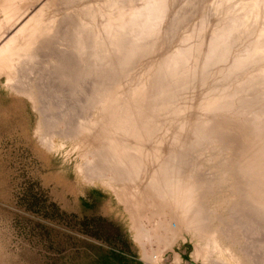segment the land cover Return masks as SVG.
<instances>
[{
  "label": "rangeland",
  "instance_id": "obj_1",
  "mask_svg": "<svg viewBox=\"0 0 264 264\" xmlns=\"http://www.w3.org/2000/svg\"><path fill=\"white\" fill-rule=\"evenodd\" d=\"M9 1L0 0V42L6 38L0 47L12 33L16 37L8 60H0V264H106L102 259L106 251L139 258L142 264H218L215 258L220 252L231 264H264V200L260 198L264 196V143H260L264 142V139L260 140L264 138L261 133L264 132V103H260L264 102V81L258 83L249 75L252 62L249 64L248 52L254 42L250 32L259 28L254 24L248 31L250 34L247 33L244 15L238 10L247 0H221L225 2L217 12L221 17L224 14L218 19L221 23H213L211 3L215 0H165L162 8L154 11L159 13L154 19L153 15H148L149 0H116L115 4L114 0H49L41 16L20 29L21 33L10 32L12 25L21 23L27 15L23 17L20 13L35 6L34 3L41 5L42 0ZM123 1L130 6L129 10ZM109 2V5L114 4L113 10L107 5ZM166 3L170 4L167 8ZM228 3L230 11L226 13ZM101 7L118 17H128L124 18L121 32L106 25V19L98 23L96 16ZM120 8L126 10L124 14ZM137 10L139 19L132 18ZM164 12H170L169 15L166 13L167 20ZM140 16L143 22H140ZM95 19L97 22L93 23ZM37 21H40V27L36 25ZM212 23L219 33L211 28L214 27ZM42 24L46 27H41ZM97 24H103V27L100 29ZM147 31L149 33H144ZM220 33L223 38L226 36L225 40L221 39L224 45L221 43L213 50ZM187 34L189 38L194 35L189 43ZM147 40L149 44L144 43ZM199 40L205 41L204 46ZM151 42L155 43L148 47ZM192 43L193 48L190 47ZM145 44H148L146 48ZM144 49H149L146 50L148 53ZM175 49H185L190 54L194 49L191 56L194 53L196 56L187 63L188 67L184 66L187 68L184 71L182 66L178 67L166 58L168 54L171 58V52H177ZM232 49L238 54L231 53ZM237 55H240L238 60ZM222 56L229 61H224ZM228 57L233 62L230 63ZM163 58L167 60L164 63H170L176 72L182 70L178 71L181 74L163 64V69H170L164 74ZM202 62H205V69L201 67ZM191 67L192 71H189ZM171 71L182 79L178 81L180 83L172 77ZM234 83L237 85L233 87ZM188 86L193 89L185 90ZM222 86L227 87L224 92ZM100 90L103 99L99 103L96 93ZM210 90L215 91L212 94ZM131 92L134 93L131 95ZM116 93L118 98L123 96L119 99L121 103L114 95ZM219 95L224 99L219 100ZM212 96L215 97L213 104ZM114 97L116 102H113ZM113 103H119V108L116 104L112 107ZM253 115L255 120H252ZM182 121L188 125L184 123L181 127L178 123ZM176 131L180 135L185 132V135L170 136ZM151 133L160 134L154 138ZM158 140L161 151L157 149ZM108 154H117L138 165L135 168L138 171L133 170L137 181L134 185L107 179L105 173L109 172L111 164H106L107 169L95 161L100 156L104 160ZM94 164L98 165L95 167ZM152 170H159L161 177L159 174L154 176ZM134 176L131 175L132 179ZM250 181L257 182L260 188L259 196L252 199L246 189ZM175 184L183 185L197 211L203 207L205 218L209 220L205 223L211 224V227H205L207 233L203 228L200 235H193L178 222L165 228L159 221L162 213L168 214L171 209L165 206L161 214H151L150 207L143 205L146 202L143 193L155 192L153 195L162 198L171 189L175 191ZM220 219L224 222L219 230L225 231L228 239L222 240L221 249L216 250L209 244L222 235L213 233ZM244 221L247 225H242ZM189 224L193 225L188 220L185 226L195 228ZM204 249L208 251L204 252Z\"/></svg>",
  "mask_w": 264,
  "mask_h": 264
},
{
  "label": "bare ground",
  "instance_id": "obj_2",
  "mask_svg": "<svg viewBox=\"0 0 264 264\" xmlns=\"http://www.w3.org/2000/svg\"><path fill=\"white\" fill-rule=\"evenodd\" d=\"M4 1V0H3ZM6 1V0H5ZM8 1V0H7ZM10 1H14V0H10ZM9 1V2H10ZM37 1V0H36ZM112 1V0H111ZM115 1L116 0H114V4H115ZM119 1V0H118ZM120 1H122V0H120ZM119 1V2H120ZM127 1V0H126ZM126 1H123V2H125L126 3ZM130 1V0H129ZM137 1H139V0H137ZM48 2H50L49 0H42V2L40 1L39 3L41 4V5H37V4H32V5H35V6H31L32 8H26V10L25 11H23V13H20V14H22L21 16H25V15H27L26 17H25V19H23V21L21 22V23H19L18 24V22L17 23H15L14 24V26L12 25V27H11V29H10V32H13L14 30L16 31V32H18L20 29H22V28H25V27H27V25H28V23L29 22H34V21H36L41 15V13L42 12H44V8H46L47 6H48ZM131 2V1H130ZM135 3H136V1H134ZM165 2V0H149V3H150V5L148 6V8L150 9V11H149V16H150V14L151 15H153V19L156 17V18H158L157 17V14H159V13H157V14H155L154 13V11H158L157 9H159V8H162V6H163V3ZM167 2V1H166ZM175 2V1H174ZM223 2V1H222ZM221 0H215L214 1V3H211L212 5H211V9H212V11L214 12V18H213V23L215 22H218V19H220V13L218 14L217 12H219V9H220V5H221ZM232 2V1H231ZM230 2V3H231ZM6 3V2H5ZM8 3V2H7ZM11 3V2H10ZM52 3V2H51ZM125 3H123V5L122 6H124V8L127 6V8H128V10H129V8H130V6L128 7V5H127V3H126V6L124 5ZM133 3V2H132ZM131 3V4H132ZM223 3H225V2H223ZM233 3V2H232ZM96 4V3H95ZM110 4V2L109 3H107V5H109ZM111 4H113V3H111ZM113 4V5H114ZM122 4V3H121ZM134 4V3H133ZM229 4V3H228ZM113 5H109V6H111V8H112V6ZM120 5V3H118V6ZM129 5H130V3H129ZM166 5V8H167V6L169 7V5L170 4H168L167 5V3L165 4ZM164 5V6H165ZM232 5L233 4H231V7H232ZM238 5H240V4H238ZM103 6H105V4L103 5ZM108 6V7H109ZM117 6V5H116ZM133 5H131V7H132ZM226 5H224V7H225ZM96 7V6H95ZM143 7V6H142ZM146 7V6H145ZM230 7V4L228 5V7H227V9H226V13H227V10H228V12L230 11L228 8ZM102 8V10L100 11V12H98L99 14H98V16H96L97 18H98V23H101V22H103L102 20H105L106 19V25H110V26H112V27H114L116 30H119L120 32H121V30H120V27L123 25V23H124V18H126L127 16H125L124 18H121V17H118V14L117 15H114L113 13H112V11H110V10H103V8L104 7H101ZM106 8V7H105ZM115 8H117V10L119 9L118 7H115ZM126 8V9H127ZM133 8V7H132ZM135 8V7H134ZM133 8V9H134ZM147 8V9H148ZM166 8H164V10H166ZM235 8V10H236V7H234ZM233 8V9H234ZM136 9V8H135ZM231 9V8H230ZM112 10H113V8H112ZM115 10V9H114ZM120 10H121V8H120ZM120 10H119V12H120ZM123 10V11H122ZM121 10V12L123 13L124 11H126V10H124V9H122ZM139 10V9H138ZM138 10L136 11V14H135V16L133 15L132 16V18H134V17H136V15H138L137 13H139L138 12ZM168 10H171V9H168ZM238 10H239V12L241 11L242 12V14L244 15V26H245V28L246 29H248L247 30V33H248V31H251V29H252V27H253V25L254 24H256L255 26L256 27H258L259 29L257 30V29H255L256 30V33L252 30L250 33H251V35H252V39L254 40V42H251V48H250V51L248 52V54L250 55L249 56V59H250V63L249 64H251V62H252V65L250 66V67H252V69H251V74L249 73V75L251 76V78L254 80V81H259L258 83H260V81H264V0H247L243 5H241L239 8H238ZM96 11V10H95ZM110 11V12H109ZM132 12L134 11V10H131ZM130 11V12H131ZM143 11V10H142ZM160 11V10H159ZM209 11V10H208ZM28 12V13H27ZM114 12V11H113ZM224 12V13H225ZM233 12V11H232ZM27 13V14H26ZM117 13H118V11H117ZM141 13V12H140ZM165 13V14H164ZM163 14H164V17H165V19L167 18L166 17V15L168 14L169 15V13L170 12H164ZM167 13V14H166ZM171 13H172V11H171ZM92 14H93V12H92ZM91 14V15H92ZM124 14V13H123ZM122 14V15H123ZM125 14H127V13H125ZM134 14V13H133ZM173 14V13H172ZM238 14V13H237ZM93 15H95V13L93 14ZM130 15V14H129ZM20 16V17H21ZM44 16V15H43ZM46 16V15H45ZM119 16H120V14H119ZM146 16V15H145ZM160 16H161V14H160ZM224 16V14L222 13V17ZM233 16V15H232ZM50 17V16H49ZM123 17V16H122ZM130 17V16H129ZM170 17V16H169ZM221 17V18H222ZM227 17V16H226ZM225 17V18H226ZM238 17H240L239 15H238ZM137 19H139L138 17H136ZM204 18V17H203ZM210 18H212L211 16H210ZM237 18V17H236ZM235 18V19H236ZM42 19H43V21L42 20H40V21H42V22H44V18L42 17ZM47 19L48 18H45V21L48 23V21H47ZM52 19V18H51ZM50 19V20H51ZM90 19V18H89ZM93 19V18H92ZM127 19H128V17H127ZM140 19H141V16H140ZM151 19H152V17H151ZM160 19H162V17L160 18ZM224 19V18H223ZM231 19V18H230ZM229 19V20H230ZM239 19H241V18H238V20ZM163 20V19H162ZM167 20V19H166ZM210 20V19H209ZM233 20V19H232ZM40 21H37L36 23V25H38L39 23L38 22H40ZM92 21V20H91ZM95 21L97 22V20L95 19L94 21H93V23H95ZM126 21H128V20H126ZM130 21H132V19H130L129 20V22ZM144 21H146V19H144ZM148 21V20H147ZM158 21V20H157ZM234 21V20H233ZM240 21V20H239ZM241 21H243V19L241 20ZM240 21V22H241ZM41 22V23H42ZM50 22L51 21H49V24H50ZM90 22V21H89ZM105 22V21H104ZM139 22V21H138ZM140 22H143L142 21V19H141V21ZM139 22V23H140ZM151 22V21H150ZM160 22H162V21H160ZM163 22H164V20H163ZM222 22H224V21H222ZM237 22V20L235 21V23ZM45 23V22H44ZM92 23V22H91ZM127 23V22H126ZM145 23V22H144ZM147 23V22H146ZM212 23V25H214ZM218 23H221L220 21L218 22ZM217 23V24H218ZM262 23H263V25H262ZM18 24V25H17ZM51 24H52V22H51ZM129 24H131V23H129ZM232 24V23H231ZM239 24V23H238ZM242 24H243V22H242ZM241 24V25H242ZM15 25H17V26H15ZM34 25V24H33ZM98 25V28H102L103 26V24H97ZM144 24H142V27H144L143 26ZM206 25H208V24H206ZM221 25H223V24H221ZM227 24H225V26H226ZM39 26V25H38ZM46 27V25L45 24H42V26L41 27ZM131 26V25H130ZM138 26V25H137ZM218 26V25H217ZM236 26V25H235ZM40 27V26H39ZM49 27V26H48ZM91 27V26H90ZM107 27V26H106ZM123 27V26H122ZM140 27V26H139ZM210 27H211V25H210ZM223 27V26H222ZM228 27V26H227ZM227 27H224V28H227ZM32 28V27H31ZM96 28H97V26H96ZM147 28V27H146ZM212 29L213 28H215V25H214V27L212 26L211 27ZM224 28H222V29H224ZM237 28V27H236ZM28 29H30V28H28ZM27 29V30H28ZM110 28H107V30H109ZM113 29V28H112ZM114 29V32H116V30ZM126 29V28H125ZM132 29H134V28H132ZM136 29H137V27H136ZM136 29H135V31H136ZM228 30L230 29L229 27L227 28ZM232 29V28H231ZM34 30H35V28H34ZM41 30V29H40ZM43 30H46V29H43ZM122 30H123V28H122ZM130 30V29H129ZM149 31H151L150 30V28L148 29ZM215 33H219V29L216 27L215 28ZM221 30V29H220ZM233 30V29H232ZM93 31H96V30H93ZM100 31V30H99ZM104 31V30H103ZM110 31V30H109ZM139 31H142V30H139ZM149 31H147V32H144V33H149ZM196 31V30H195ZM224 31H226L225 33H227V30H224ZM223 31V32H224ZM237 32H238V30H236ZM242 32V30H239V32ZM9 32V33H10ZM32 32V31H31ZM130 32H133V31H131L130 30ZM152 32L154 33V31L152 30ZM198 32V31H197ZM200 32V31H199ZM198 32V33H199ZM202 32H203V30H202ZM206 32H208V31H206ZM229 32V31H228ZM233 32V31H232ZM245 32V31H244ZM8 33V36L10 35ZM19 33H21L20 31H19ZM44 33V32H43ZM91 33V32H90ZM112 33H113V31H112ZM142 33H143V31H142ZM197 33V34H198ZM201 33V32H200ZM205 33V32H204ZM210 33H212V31L210 32ZM231 33V32H230ZM236 33V32H235ZM246 33V32H245ZM250 33H248V34H250ZM13 34H15V33H12L11 34V37L10 38H8L2 45H1V47H0V60H2V61H7L8 60V58H7V56L9 57V53H11V51H13L12 49H13V47H15V45H16V43L14 42V40H15V35H13ZM26 34V33H25ZM30 34V33H29ZM84 34H86V33H84ZM115 34H117V33H115ZM133 34V33H132ZM138 33H136V35H137ZM184 34V33H183ZM196 33H194V35H195ZM6 35V34H5ZM40 35V34H39ZM87 35H89V34H87ZM92 35V34H91ZM99 35V34H98ZM140 35H141V33H140ZM194 35L192 34V36H193V38H194ZM201 35V34H200ZM208 35H209V32H208ZM221 35V33L219 34V38L218 37H216L215 35H213V37H216V39H217V43H216V45H215V43H212V42H209V44L210 43H212V44H214L215 46L213 47V50H214V48H217L221 43L223 44V42L221 41V39L222 40H225L226 39V36L223 38V34H222V36H220ZM229 35V34H228ZM232 35V34H231ZM17 36V35H16ZM122 35H120V37H121ZM134 36H135V34H134ZM142 36H144V35H142ZM149 36V35H148ZM148 36H146L147 38L146 39H150ZM191 36V35H190ZM191 36V37H192ZM137 37V36H136ZM151 37V36H150ZM186 37H188L189 38V36H188V34H187V36ZM189 38L188 39V43H189V40H191L192 38ZM196 37V36H195ZM208 37V36H207ZM243 37V36H242ZM251 37V36H250ZM249 37V38H250ZM76 38H78V37H76ZM104 38V37H103ZM107 38V37H106ZM105 38V39H106ZM145 38V37H144ZM245 38V37H244ZM4 39H6V38H4ZM3 39V40H4ZM157 39V38H156ZM185 39V38H184ZM215 39V40H216ZM230 39H232V38H230ZM3 40H1V42L0 43H2L3 42ZM80 40V39H79ZM84 40V39H83ZM148 40L146 41V42H144V43H148ZM208 40H210L211 41V39H208ZM213 40V39H212ZM240 40V39H239ZM23 41V40H22ZM27 41H28V39H27ZM185 41V40H184ZM192 41V40H191ZM190 41V42H191ZM204 41V40H203ZM221 41V42H220ZM232 41V40H231ZM242 41V40H241ZM25 42V41H24ZM194 42V41H193ZM198 42V41H197ZM197 42H195L196 44L195 45H197ZM200 42H202V40H199V43ZM205 42V41H204ZM204 42H202L201 44H203V46H204ZM215 42V41H214ZM233 42H234V39H233ZM243 42V41H242ZM81 42H79L78 41V44H80ZM118 43V42H117ZM144 43L142 44V45H144ZM152 43H155V42H151L150 44V46L148 45V47H151L152 46ZM187 42H185V44H186ZM187 43V44H188ZM225 43V42H224ZM247 43H249V42H247ZM27 44V43H26ZM229 44V43H228ZM239 44V43H238ZM146 45V44H145ZM147 45L145 46V48L147 47ZM189 45V44H188ZM200 45V44H199ZM206 45H207V43H206ZM224 45V44H223ZM24 46V45H23ZM32 46V45H31ZM154 46V45H153ZM184 46V45H183ZM192 46V48H193V43H192V45L190 44V47ZM209 46V45H208ZM212 46V45H211ZM221 46V45H220ZM226 46V45H225ZM229 46V45H228ZM231 46V45H230ZM244 46H247V44L246 45H244ZM143 47V46H142ZM141 47V48H142ZM155 47H156V45H155ZM186 47V46H185ZM188 47V46H187ZM190 47H188V48H190ZM195 47V46H194ZM206 47V46H205ZM227 47V46H226ZM183 48V47H182ZM182 48H180V49H182ZM187 48V49H188ZM199 48H201V46H199ZM203 48V47H202ZM201 48V49H202ZM219 48V47H218ZM222 48V47H221ZM230 47H228V49H229ZM244 48H246V47H244ZM143 49V48H142ZM155 49V48H154ZM186 49V50H187ZM203 49H205V48H203ZM202 49V50H203ZM211 49H212V47H211ZM223 49V48H222ZM146 50H148L149 51V49H146ZM146 50L144 49V51L146 52ZM177 52H175L174 51V53H172L171 51V54H173L172 56H171V58H169L170 56H168V55H170V54H168V55H166V58H167V60H168V62H172V63H174V65H178V67H181L182 66V68H183V71L185 70V69H187L186 67H184V66H187L188 64H190V62L195 58V53H194V55H192L191 56V54H193V50H192V53L190 54L189 52H186L185 51V49L184 50H177V49H175ZM195 50H197V49H195ZM216 50V49H215ZM225 50V49H224ZM231 50V49H230ZM230 50L228 51V52H230ZM241 50V49H240ZM151 51V50H150ZM188 51H190V50H188ZM210 51V50H209ZM233 49H232V52L231 53H233ZM241 51H243V50H241ZM204 52V51H203ZM214 52V51H213ZM220 52V51H219ZM238 51H236V53H237ZM144 53V52H143ZM146 53H148V52H146ZM145 53V54H146ZM169 53V52H168ZM198 53V52H197ZM211 53H212V51H211ZM236 53L234 54V55H236ZM247 53V52H246ZM141 54V53H140ZM145 54L143 55V54H141L142 56H145ZM201 54H203V53H199V55H201ZM226 54L227 53H225V57H227L226 56ZM238 54V53H237ZM240 54V53H239ZM242 54H243V52H242ZM242 54H240L241 55V57L243 56ZM210 55V54H209ZM208 55V56H209ZM213 54H211V56H212ZM222 55H224L223 53H222ZM232 55V54H231ZM240 55H237L236 57H238V56H240ZM247 55V54H246ZM191 56V57H190ZM203 56V55H202ZM201 56V57H202ZM211 56L209 57V59L211 58ZM228 56H230V55H228ZM245 56V55H244ZM248 56V55H247ZM16 57V56H15ZM164 57V56H163ZM216 57V56H215ZM223 57V56H222ZM225 57H223V59H225L224 61H226V60H228V59H226ZM235 57V58H236ZM246 57V56H245ZM139 58H143V57H139ZM169 58V59H168ZM212 58H213V56H212ZM219 58H221V57H219ZM229 58V57H228ZM234 58V59H235ZM12 59V58H11ZM29 59V58H28ZM171 59H173L172 61H171ZM198 59H201L202 61H203V59L202 58H198ZM229 59H231V57L229 58ZM237 60L239 59V57L238 58H236ZM235 59V60H236ZM243 59V58H242ZM161 60V59H160ZM162 60H164V58L162 59ZM166 60V61H167ZM204 60H206V59H204ZM248 60V59H247ZM165 60L163 61V63L161 64V67H162V69H163V67L167 64H165L164 62H166ZM190 61V62H189ZM211 61V60H210ZM210 61H209V64H213V63H210ZM213 61H216V60H213ZM222 61V60H221ZM229 61V60H228ZM231 61H232V59L230 60V63H231ZM239 61H241V60H239ZM238 61V63H240ZM159 62V61H158ZM162 61H160V63H161ZM189 62V63H188ZM196 62H198V60L196 61ZM199 62H200V60H199ZM198 62V63H199ZM218 61H216V63H217ZM220 62V61H219ZM233 62V61H232ZM234 62H236V61H234ZM243 62H245V61H242V63ZM170 63L169 64H167L168 65V67H171V70L173 69L174 70V67H172V66H170ZM188 63V64H187ZM195 63V62H194ZM215 63V62H214ZM223 62H221L220 64H222ZM229 63V62H228ZM247 63V62H246ZM11 64V63H10ZM163 64H164V66H163ZM197 63H195V65H196ZM201 64V63H200ZM202 64H203V66H201L202 68L203 67H205V62L203 63L202 62ZM207 64V63H206ZM217 64H219V63H217ZM235 64H237V62L235 63ZM12 65V64H11ZM195 65H193L194 67H195ZM238 65V64H237ZM243 65V64H242ZM15 66V65H14ZM208 66V65H207ZM210 66V65H209ZM161 67H159V70L161 69ZM168 67L166 68V69H168ZM175 67H177V66H175ZM178 67L176 68V69H178ZM188 67V66H187ZM200 67V68H201ZM228 67V66H227ZM231 67V66H230ZM230 67H228V68H230ZM236 67V66H235ZM243 67V66H242ZM185 68V69H184ZM193 67H191L190 68V70L189 71H192L191 69H192ZM237 68H238V66H237ZM157 69V68H156ZM155 69V70H156ZM165 68L162 70L163 71V73L165 74H167V71H169V70H166ZM181 69V68H180ZM195 69V68H194ZM203 69H205V68H203ZM207 69V68H206ZM249 69V68H248ZM166 70V71H165ZM172 70V71H173ZM198 70V69H197ZM196 70V71H197ZM223 70V69H222ZM233 70V69H232ZM162 71H160V72H162ZM165 71V72H164ZM171 71V75H172V77L174 76V77H176V79H178L177 78V76H175V75H173L174 74V72H176V70H174V72H172ZM179 70H177V72H178ZM180 71H182V70H180ZM179 71V72H180ZM220 71V70H219ZM226 71V70H225ZM176 72V73H177ZM178 72V74H181V73H179ZM186 72V71H185ZM185 72H183V73H185ZM195 72V71H194ZM235 72H236V70H235ZM245 72H247V71H245ZM245 72H244V74H245ZM248 72H250V71H248ZM247 72V73H248ZM173 73V74H172ZM182 73V74H183ZM188 73V72H187ZM221 73H223V72H221ZM225 73V72H224ZM239 73V72H238ZM177 74V75H178ZM186 74V73H185ZM185 74H184V76H185ZM193 74V73H192ZM195 74V73H194ZM187 75V74H186ZM217 75H218V73H217ZM228 75H230V74H228ZM232 75H234V73H232ZM236 75V74H235ZM241 75H242V72H241ZM240 75V76H241ZM181 76V75H180ZM184 76L182 75V77L181 78H183L184 79ZM247 76V75H246ZM235 77V76H234ZM180 78V77H179ZM189 78H190V76H189ZM188 78V79H189ZM239 78V77H238ZM241 78H244V77H241ZM249 79H250V77H248ZM186 79V78H185ZM184 79V81H186ZM217 79H218V77H217ZM232 79H234V78H232ZM232 79H230V80H232ZM236 79V78H235ZM245 79V78H244ZM249 79H246V80H249ZM181 81H182V79H180ZM179 79L178 80H176L177 81V83H180V82H178V81H180ZM225 80V79H224ZM171 81V80H170ZM173 81H175L174 79H173ZM183 81V82H184ZM226 81V80H225ZM237 81H239L238 79H237ZM242 81V80H241ZM240 81V82H241ZM190 82V81H189ZM232 83H233V81H231ZM186 83V82H185ZM213 83H214V81H213ZM227 83H230V82H227ZM250 83V82H249ZM167 84V83H166ZM171 84V83H170ZM173 84V83H172ZM188 84V83H187ZM186 84V85H187ZM195 84V83H194ZM215 84V83H214ZM221 84V83H220ZM231 84V83H230ZM236 83H234L233 84V87H234V85H235ZM248 84V83H247ZM253 84V83H252ZM263 84V83H262ZM159 85V84H158ZM185 85V84H184ZM189 85V84H188ZM232 85V84H231ZM237 85V84H236ZM243 86H244V84H242ZM173 86H174V84H173ZM191 86H194V85H192L191 84ZM226 86L228 87V85L226 84ZM241 86V85H240ZM246 86V85H245ZM256 86H257V84H256ZM258 86H260V84L258 85ZM263 86V85H262ZM168 87V86H167ZM172 87V86H171ZM185 87V86H184ZM183 87V88H184ZM189 88H187V89H185V90H190V88H192V87H190V86H188ZM196 87V86H195ZM223 87V92L225 91V89L224 88H227V87H224V86H222ZM221 87V88H222ZM232 87V86H231ZM230 87V88H231ZM232 87V88H233ZM236 87V86H235ZM253 87V86H252ZM162 88V87H161ZM218 89H219V91H222V89H220L219 88V86L217 87ZM231 88V89H232ZM166 89V88H165ZM168 89V88H167ZM193 89V88H192ZM212 89V88H211ZM229 89V88H228ZM237 89H239V88H237ZM237 89H236V91H237ZM136 90V89H135ZM157 90H159V92H160V87H159V89H157ZM162 90V89H161ZM171 90V89H170ZM184 90V91H185ZM233 90H234V88H233ZM146 91V90H145ZM211 91V90H210ZM213 91H215V90H212L210 93H212ZM217 92V93H220V92ZM235 91V90H234ZM229 92V91H228ZM102 93L103 92H101V90L98 92L97 91V102H101L102 101V99H103V96H102ZM118 93V92H117ZM117 93L116 94H114L115 96L117 95ZM132 93H134V92H131L130 94L132 95ZM136 93V92H135ZM162 93V92H161ZM187 93V92H186ZM129 94V93H128ZM127 94V95H128ZM165 94V93H164ZM189 94V93H188ZM192 94H193V91H192ZM192 94H190V95H192ZM213 94V93H212ZM212 94H210V95H212ZM214 94H216V93H214ZM222 94V93H221ZM242 94V93H241ZM118 95H119V93H118ZM158 95V94H157ZM177 95V94H176ZM207 95V94H206ZM217 96H218V94H216ZM224 96L226 95L225 93L223 94ZM223 95H221L222 97H220V95H219V97H218V99L220 100V98H223L224 99V97H223ZM161 96V95H160ZM197 96V95H196ZM203 96V95H202ZM208 96V95H207ZM217 96H216V99H217ZM242 96V95H241ZM117 97V99L119 100L120 98L121 99H123L122 97H121V95H120V97L118 98V96H116ZM129 97V96H128ZM158 97V96H157ZM165 97V96H164ZM186 97H187V95H186ZM204 97V96H203ZM212 97H214V96H212ZM226 97V96H225ZM205 98H207L206 96H205ZM204 98V99H205ZM209 99L208 100H210V98H211V96L210 97H208ZM228 98V97H227ZM245 98V97H244ZM243 98V99H244ZM116 98L114 97V101L113 102H116V100H115ZM198 99V98H197ZM215 97L214 98H212V100H213V102H212V100L210 101V102H212V104L215 102ZM249 99V98H248ZM107 100V99H106ZM110 100H111V98H110ZM189 100V99H188ZM202 100V99H201ZM206 101H207V99H205ZM218 100V101H219ZM120 101V100H119ZM119 101H117V102H119ZM204 101V100H203ZM206 101L204 102V103H206ZM222 101V100H221ZM263 101V100H262ZM260 102V101H259ZM119 103H121V101L119 102ZM119 103H113V105H112V107L114 106V104H116V108H117V106L119 105ZM202 103V102H201ZM245 103V102H244ZM246 103H247V101H246ZM260 103H264V102H260ZM260 103H258V104H260ZM209 104V103H208ZM212 104H211V106H212ZM234 104H236V103H234ZM233 104V105H234ZM241 104V103H240ZM248 104V103H247ZM232 105V104H231ZM242 105V104H241ZM120 106V105H119ZM119 106H118V108H119ZM183 106V105H182ZM207 106V105H206ZM210 106V107H211ZM228 106H230V105H226V107H228ZM258 106V105H257ZM261 106V105H260ZM114 107V108H115ZM215 107V106H214ZM225 107V106H224ZM224 107H222V108H224ZM239 107H242V106H240L239 105ZM243 107H244V104H243ZM115 108V111L117 110ZM232 108V107H231ZM112 109V111L114 110L113 108H111L110 107V110ZM215 109V108H214ZM228 109V108H227ZM247 109V108H246ZM261 109V108H260ZM217 110V109H216ZM232 110V109H231ZM233 110H234V108H233ZM232 110V111H233ZM242 110V109H241ZM264 110V109H263ZM212 111V110H211ZM255 111V110H254ZM215 112V111H214ZM238 112V111H237ZM259 112V111H258ZM261 112H262V110H261ZM116 113V112H115ZM219 113V112H218ZM255 113V112H254ZM253 113V114H254ZM257 113V112H256ZM263 113V112H262ZM250 114V113H249ZM252 114V113H251ZM259 114H260V112H259ZM258 114V115H259ZM115 115V114H114ZM257 115V114H256ZM261 115V114H260ZM260 115L258 116L259 118H260ZM263 115V114H262ZM253 117H254V115H253ZM257 117V118H258ZM262 117V116H261ZM263 118H264V116H263ZM255 120L256 119V116L254 117V118H252V120ZM261 119V118H260ZM259 120V119H258ZM187 121V120H186ZM218 122V121H217ZM245 122V121H244ZM249 122V121H248ZM184 123H186V122H184V121H182V123L180 124V123H178L179 125H181V127H182V125H184ZM188 123V122H187ZM185 124V125H188V124ZM204 123V122H203ZM206 123H208V122H206ZM247 123V122H246ZM251 123V122H250ZM177 124V125H178ZM248 124V123H247ZM256 124H257V122H256ZM255 124V125H256ZM175 125H176V123H175ZM251 125H254V123H252ZM254 125V126H255ZM258 125V124H257ZM103 126V125H102ZM220 126V125H219ZM250 126V125H249ZM254 126H252V127H254ZM178 128L180 127V126H177ZM177 127H175V129L177 130ZM185 127V129L187 130L188 128H186V126H184ZM183 127V128H184ZM189 127V126H188ZM261 127V126H260ZM171 128V127H170ZM221 128V127H220ZM224 128V127H223ZM254 128H259V127H254ZM174 129V128H173ZM174 129V130H175ZM190 129H191V127H190ZM137 130V129H136ZM148 130V129H147ZM153 130V129H152ZM151 130V131H152ZM179 130H181V129H179ZM186 130H184V131H186ZM203 130V129H202ZM259 130H261V129H259ZM258 130V131H259ZM159 131V130H158ZM205 131V130H204ZM250 131V130H249ZM255 131H257V130H255ZM255 131H253V135H254V132ZM154 132V131H153ZM174 132V131H173ZM183 132V131H182ZM178 134V131H176L175 133H171V135L170 136H172V134H173V136L175 135V134ZM180 133V132H179ZM185 132H183V134H184ZM205 133V132H204ZM251 133H252V131H251ZM260 133V132H259ZM261 133H264V132H261ZM147 134V133H146ZM152 134V133H151ZM160 134V133H159ZM158 134V135H159ZM170 134V133H169ZM183 134H181L182 136H183ZM153 136H154V138L155 137H157L158 135H156V134H152ZM156 135V136H155ZM180 134H178V136H181ZM185 135V134H184ZM195 135V134H194ZM252 135V134H251ZM257 135H259L258 133H257ZM256 135V136H257ZM261 135H263V134H261ZM261 135L260 136H258L259 138L261 137ZM177 135H176V137H177V139L176 140H178V137ZM256 136H254V138L256 137ZM143 137V136H142ZM190 137V136H189ZM200 137V136H199ZM202 137V136H201ZM264 137V136H263ZM158 138V137H157ZM171 138V137H170ZM169 138V139H170ZM212 138V137H211ZM142 139V138H141ZM168 139V138H167ZM182 139V138H181ZM184 139V138H183ZM183 139H182V141H183ZM257 139V141H259L258 140V138H256ZM262 139H264V138H261L260 140L261 141H263ZM153 140H156V139H152V141ZM171 140H175V138L173 139H171ZM171 140H169V143H170V141ZM134 141H135V138H134ZM146 141V140H145ZM149 141V140H148ZM152 141H150L151 143L150 144H152L153 145V143H152ZM167 142H168V140H166ZM181 141V142H182ZM159 142V143H158ZM166 142V143H167ZM176 142V141H175ZM174 142V144H177V143H175ZM180 142V143H181ZM184 142V141H183ZM253 142V141H252ZM256 142V141H255ZM260 142V141H259ZM135 143V142H134ZM162 143V142H161ZM172 143H173V141H172ZM179 143V142H178ZM200 143H201V141H200ZM257 143V142H256ZM261 144L262 143H264V142H260ZM116 143H114V145H115ZM136 144V143H135ZM138 144V143H137ZM142 144V143H141ZM150 144H148L149 145V149H150ZM157 144H160V141L158 140L157 141V143H156V145ZM253 144H254V142H253ZM259 144V143H258ZM147 145V146H148ZM156 145H155V147H156ZM164 145H165V143H164ZM168 145V144H167ZM170 145V144H169ZM135 146V145H134ZM146 146V147H147ZM158 146V148L157 149H160V151H161V147H162V145L160 144V145H157ZM160 146V147H159ZM171 146V145H170ZM146 147H144V148H146ZM155 147H154V149H155ZM165 147H166V145H165ZM169 147V146H168ZM254 148V147H253ZM255 148H256V146H255ZM132 149H134V147H132ZM148 149V148H147ZM153 149V148H152ZM165 148H163L162 150H164ZM167 149V148H166ZM257 149H258V147H257ZM259 149H260V147H259ZM262 149H263V147H261V150H260V152L262 151ZM136 150V149H135ZM135 150H133V151H135ZM146 150V149H145ZM256 150V149H255ZM143 151H144V149H143ZM147 151L148 150H146V156H147ZM259 151V150H258ZM257 151V152H258ZM263 151H264V149H263ZM154 152V151H153ZM259 152V153H260ZM110 153V152H109ZM252 153V152H251ZM259 153H257V155L259 154ZM263 153V152H262ZM262 153H260L261 155H263ZM112 154V153H111ZM111 154H108V156L107 157H105L104 158V160H102L103 159V157L102 156H100L99 158H97L98 160L97 161H95V162H98L99 164H104V166H105V168H107L108 166L106 165V164H111V166L112 167H110L111 169L110 170H108L109 172H106L105 174V176H107L108 178L107 179H109V180H111V181H115V182H117V183H120V182H122V183H125V184H127L128 186L129 185H134L137 181L135 180L136 179V176H134L135 175V172L133 171V170H135V171H138V169H135L136 168V166H138V165H136V164H134L133 163V160H131L132 161V163L133 164H131L129 161H127V160H125V159H122V158H120L117 154H113V155H111ZM121 154V153H120ZM125 154V152H123L122 153V155H124ZM255 154H256V152H255ZM128 156V155H127ZM130 156V155H129ZM145 156V157H146ZM191 156V155H190ZM260 157H262V156H260ZM264 157V156H263ZM131 158V157H130ZM148 158V157H147ZM146 159V158H145ZM257 159H259V158H257ZM260 160H263V158H260ZM163 161V160H162ZM259 161V160H258ZM137 163V162H136ZM251 163H254V162H251ZM147 164V163H146ZM241 164V163H240ZM254 164H256V163H254ZM92 165V164H91ZM98 164H94L93 166H97ZM100 167V166H99ZM108 169V168H107ZM140 170V169H139ZM178 170V169H177ZM142 171V170H141ZM153 171V170H152ZM89 172H90V170H89ZM92 172V171H91ZM250 172V171H249ZM138 173V175L139 174H141V172H137ZM153 174H154V176H155V174L157 175V174H159V177H161V175H162V173L161 172H159V170H154L153 172H152ZM167 173V172H166ZM183 174V173H182ZM131 175H133L134 176V178L132 179V177H131ZM169 175H171V174H169ZM167 176V175H166ZM254 176V175H253ZM146 177V176H145ZM159 177H155V178H159ZM178 177V176H177ZM173 179V178H172ZM254 179V178H253ZM156 180V179H155ZM170 180V179H169ZM160 181V180H159ZM178 181V180H177ZM152 182H153V180H152ZM149 183V182H148ZM142 184V183H141ZM165 184V183H164ZM182 184V183H181ZM160 185H161V183H160ZM174 186V185H173ZM175 186H176V188H175V191H174V189L172 190L171 189V193H170V195H169V193L168 192H166V193H168L167 195H166V193H165V196H162V198H159L157 195H153V194H151V193H143L144 194V196L143 197H145V199H146V202L144 203V201L145 200H143V205H145L146 204V206H148V207H150V210H152L151 211V214H158V212L161 214V212H163V210L165 209V206H166V209L167 208H170L171 209V211L168 213V214H165V213H162V214H164V215H161V219H160V224H161V222L164 224H162V226L163 227H165L166 228V226H169V225H175V224H177V222L178 223H180L181 225H183L184 227H186L187 228V230L188 231H191L192 233H193V235H200L201 233H202V231L204 230H206L205 229V227L206 226H208V225H206V223L205 222H207V221H209V220H207L206 218H205V215H204V209H203V207L199 210V211H197V208L193 205V203H192V201L190 200V198H189V195L187 196V191H185V189L180 185L179 186V184H175ZM179 186V187H178ZM154 188V187H153ZM172 188V187H171ZM246 189H248L247 190V194L249 195H246V196H248L249 197V199H252L254 196H259L258 195V191H259V187H258V185H257V182H253V181H250L249 182V184H248V188H246ZM164 190V189H163ZM184 190V191H183ZM156 191V190H155ZM166 191V190H165ZM190 191V190H189ZM160 192H161V190H160ZM159 193V192H158ZM156 194V193H155ZM146 195V196H145ZM160 195H162V193L160 194ZM170 197H169V196ZM191 197V196H190ZM247 198V197H246ZM256 198V197H255ZM259 198V197H258ZM260 198H263L262 200H264V196H260ZM257 199V198H256ZM165 200V201H164ZM252 205V204H251ZM142 207V206H141ZM254 207V206H253ZM162 208H164V209H162ZM195 210V211H194ZM182 211V212H181ZM145 212V211H144ZM159 216V215H158ZM157 216V217H158ZM164 216V217H163ZM152 217V216H151ZM160 217V216H159ZM163 217V218H162ZM188 220H190V223H192L193 225H191V224H189V226H194L195 228H190V227H188V225L187 226H185L186 225V223L188 222ZM163 221H165V222H163ZM224 222V220L223 219H220V224L217 226V227H214L215 229H216V231H214L213 233H217V232H219V233H221L222 235L220 236V235H218V237L217 238H215V239H213L214 241H212V243L210 242V244H209V246H213V248H215L216 250H220L221 249V246H220V242H222V240H224V239H228V235L226 234V232L225 231H223L222 229L221 230H219L220 228H221V226H222V223ZM247 222L246 221H244V223L242 224V225H245ZM251 222H249V224H250ZM211 225V224H210ZM208 226V227H211V226ZM247 225V224H246ZM251 225V224H250ZM180 226V225H179ZM162 227H160V229H161ZM177 228L179 229V227H178V225H177ZM185 228V229H186ZM204 228V229H203ZM182 229V228H181ZM180 229V230H181ZM203 229V230H202ZM218 229V230H217ZM179 230V231H180ZM208 230V229H207ZM206 230V231H207ZM203 231V232H204ZM205 231V233H207ZM210 231V230H209ZM208 231V232H209ZM173 232H175V231H173ZM177 232V231H176ZM211 233V232H210ZM210 233H208V234H210ZM219 233H217V234H219ZM177 234H178V232H177ZM214 234V235H215ZM214 235H213V237H214ZM212 237V238H213ZM223 237V238H222ZM174 238H175V236H174ZM172 241V240H171ZM204 242H206V241H204ZM207 243V242H206ZM226 243V242H225ZM204 244V243H203ZM203 244H202V246L201 247H203ZM222 245V244H221ZM197 246V248H200V247H198L199 245H196ZM205 247V246H204ZM197 248H196V250H197ZM206 248H208L207 247V245H206ZM160 250V249H159ZM200 251V250H199ZM199 251H197V252H199ZM202 251V250H201ZM205 251H208V250H206V249H204V252ZM194 253H196V251L194 252ZM197 254H199V253H197ZM222 255V256H221ZM197 256V255H196ZM178 257V256H177ZM252 257V256H251ZM253 259H254V257H253ZM249 260V259H248ZM251 260V259H250ZM215 261H216V263H218V264H231L230 263V261L228 260V259H226L224 256H223V253L222 252H220L217 256H216V258H215ZM252 261V260H251Z\"/></svg>",
  "mask_w": 264,
  "mask_h": 264
},
{
  "label": "crops",
  "instance_id": "obj_3",
  "mask_svg": "<svg viewBox=\"0 0 264 264\" xmlns=\"http://www.w3.org/2000/svg\"><path fill=\"white\" fill-rule=\"evenodd\" d=\"M120 254V253H117ZM121 255V254H120ZM122 257L120 259H108V261L106 262V264H142L141 260L139 258H135V257H126L121 255Z\"/></svg>",
  "mask_w": 264,
  "mask_h": 264
},
{
  "label": "trees",
  "instance_id": "obj_4",
  "mask_svg": "<svg viewBox=\"0 0 264 264\" xmlns=\"http://www.w3.org/2000/svg\"><path fill=\"white\" fill-rule=\"evenodd\" d=\"M122 256L120 254H117L113 251H106L104 254H103V261L104 262H107L108 259L112 258V259H120Z\"/></svg>",
  "mask_w": 264,
  "mask_h": 264
},
{
  "label": "water",
  "instance_id": "obj_5",
  "mask_svg": "<svg viewBox=\"0 0 264 264\" xmlns=\"http://www.w3.org/2000/svg\"><path fill=\"white\" fill-rule=\"evenodd\" d=\"M188 264H193V263H191V262H188Z\"/></svg>",
  "mask_w": 264,
  "mask_h": 264
}]
</instances>
